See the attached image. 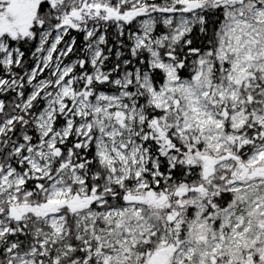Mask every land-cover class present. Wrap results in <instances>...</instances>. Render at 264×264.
<instances>
[{
	"label": "snow or ice",
	"instance_id": "snow-or-ice-1",
	"mask_svg": "<svg viewBox=\"0 0 264 264\" xmlns=\"http://www.w3.org/2000/svg\"><path fill=\"white\" fill-rule=\"evenodd\" d=\"M0 264H264V0H0Z\"/></svg>",
	"mask_w": 264,
	"mask_h": 264
}]
</instances>
